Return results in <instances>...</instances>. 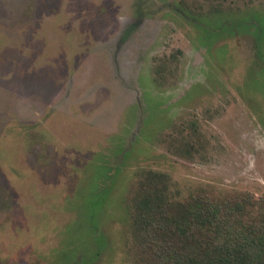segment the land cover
I'll return each instance as SVG.
<instances>
[{"label":"rangeland","instance_id":"rangeland-1","mask_svg":"<svg viewBox=\"0 0 264 264\" xmlns=\"http://www.w3.org/2000/svg\"><path fill=\"white\" fill-rule=\"evenodd\" d=\"M142 169L264 262V0H0V264H139Z\"/></svg>","mask_w":264,"mask_h":264},{"label":"trees","instance_id":"trees-1","mask_svg":"<svg viewBox=\"0 0 264 264\" xmlns=\"http://www.w3.org/2000/svg\"><path fill=\"white\" fill-rule=\"evenodd\" d=\"M130 187L139 264H264L255 239L228 221L205 192L179 195L167 173L151 169L137 171Z\"/></svg>","mask_w":264,"mask_h":264}]
</instances>
